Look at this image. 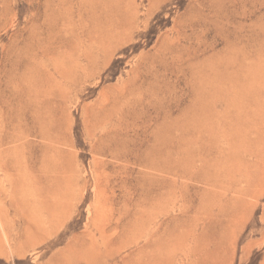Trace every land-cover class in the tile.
Here are the masks:
<instances>
[{
  "label": "rangeland",
  "instance_id": "374dc122",
  "mask_svg": "<svg viewBox=\"0 0 264 264\" xmlns=\"http://www.w3.org/2000/svg\"><path fill=\"white\" fill-rule=\"evenodd\" d=\"M1 121L0 264H264V0H0Z\"/></svg>",
  "mask_w": 264,
  "mask_h": 264
},
{
  "label": "bare ground",
  "instance_id": "6f19581e",
  "mask_svg": "<svg viewBox=\"0 0 264 264\" xmlns=\"http://www.w3.org/2000/svg\"><path fill=\"white\" fill-rule=\"evenodd\" d=\"M3 126L5 127L4 123H2V121H1L0 122V128H1V131H0V147H2V145H4V144H9L10 142H14V141H16V140H18L20 138H24L25 135L27 136V135H30L31 134V133H27V132H21V133L12 134L13 131L15 132V130L10 131V132H12V133H10L7 130L5 131L4 128L2 130V127ZM39 137L42 138V139L45 138V136L42 133L39 134ZM3 152H4V150L3 149H0V170L7 169L11 165V163H5L4 164V162L1 161V156L3 155ZM5 152H8V151L6 150ZM2 215L3 214H2L1 209H0V227L4 228L5 225H4V222L2 221V217H3Z\"/></svg>",
  "mask_w": 264,
  "mask_h": 264
}]
</instances>
